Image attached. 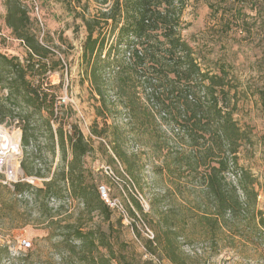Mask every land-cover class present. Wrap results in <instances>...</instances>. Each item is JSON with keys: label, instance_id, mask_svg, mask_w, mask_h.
<instances>
[{"label": "trees", "instance_id": "obj_1", "mask_svg": "<svg viewBox=\"0 0 264 264\" xmlns=\"http://www.w3.org/2000/svg\"><path fill=\"white\" fill-rule=\"evenodd\" d=\"M56 1L80 17L86 28L82 81L89 82L95 100L96 119L91 132L108 139L115 157L104 142L100 147L109 161L116 163L117 158L122 162L130 182L143 189L141 171L145 164L137 152L124 149L127 132L137 137L147 135L152 156L160 161L153 162V173L161 179L166 176L171 188L152 199L151 209L171 191L181 193L182 186L187 185L183 178H197L194 188L207 203L204 208L200 204L194 215L204 234L217 241L227 229L238 233L244 223L264 234L263 212H251L250 208V200L256 199L255 179L239 166L240 147L250 141V136L234 116L237 84L225 64H219L217 71L203 68L196 51L182 36L186 0H113L110 7L94 16L77 9L82 0ZM4 3L5 24L26 46V58L23 61L18 55H9L0 46V125L24 113L17 119L22 130L20 165L25 176H41L35 166L37 149L33 145L37 131L34 118L41 115L51 151L55 156L58 148L61 163L43 186L18 181L12 193L55 194L60 191L59 183L65 182L88 207L101 208L108 214L110 206L100 191L105 184H98L96 174L85 164V157L94 149L92 144L76 123L72 122L68 131L64 123H52L57 95L43 87L42 75L57 70L62 60L54 59L56 52L40 40L36 21L23 0ZM83 9L88 10L87 2ZM122 110L128 118L125 127L110 118L114 112L122 114ZM43 111L48 115L42 116ZM106 173L111 176L108 169ZM229 174L237 176V185L230 181ZM129 195L137 210L144 213L140 199L132 192ZM1 207L0 204V211ZM129 212L137 218L130 207ZM156 217L151 225L155 234L146 240L148 253L156 256L160 264L164 259L171 264H189L188 255L178 244L180 234L176 229L179 221L187 224L194 216L162 210ZM74 235L80 240L83 259L92 264H133L110 246H104L108 254L102 253L99 244L103 242L95 232L77 228ZM149 259L158 264L152 257Z\"/></svg>", "mask_w": 264, "mask_h": 264}, {"label": "rangeland", "instance_id": "obj_2", "mask_svg": "<svg viewBox=\"0 0 264 264\" xmlns=\"http://www.w3.org/2000/svg\"><path fill=\"white\" fill-rule=\"evenodd\" d=\"M23 2L36 21L40 40L56 52L54 59L62 60L57 70L42 75L43 87L57 95L56 116L52 123H64L67 131L72 128V122L76 123L92 144L94 149L85 157V164L96 174L98 184L109 188L106 193L110 212L91 209L82 198L72 194L65 182L59 183L60 191L55 194L16 195L12 193L13 187L3 183L0 176V264H92L83 259L80 240L74 235L77 228L95 232L105 244H99L102 253L108 254L104 246H110L115 252L125 254L133 264H155L149 257L160 264L156 256L148 253L146 240L150 238V230L155 234L151 225L162 210H178L182 211V216H194L190 223L179 221L176 229L180 234L178 244L188 255L189 264H264V234L248 224L244 223L238 233L227 229L217 241L204 234L194 215L200 204L204 208L207 203L194 188L197 178H183L187 185L182 186L181 193L171 191L151 209L152 199L163 193L170 183L166 182V176L161 179L153 173V162L160 161L152 156L147 135L137 137L127 132L124 142V149L129 153L137 152L145 164L141 171L143 189H140L130 182L125 165L117 158L116 163H111L100 147V142H104L115 157L107 144L108 139L91 132L96 110L89 82L82 81L81 54L87 32L81 18L56 0ZM86 2L87 11L83 9ZM112 2L82 0L77 9L94 16L110 7ZM5 14L6 5L0 0V46L9 55H18L25 61L26 46L6 26ZM182 18L181 34L196 51L202 67L217 71L219 64H225L237 84L238 107L234 116L250 136V141L240 147L239 166L247 169L255 179L256 199L250 200L251 212L264 214V0H186ZM49 63L52 64L51 58ZM121 113L114 112L110 118L125 127L128 118L124 110ZM42 114L48 115L46 111ZM21 116L24 113L0 126L9 134L18 129L22 133L17 123ZM34 119L37 120L33 142L37 149L35 166L42 175L35 176L37 180L32 184L41 187L59 169L60 152L57 148L53 155L41 115L36 114ZM98 120L101 122L100 118ZM20 148L23 155L21 140ZM228 176L233 185L238 184L237 176ZM129 192L140 199L144 213L134 206ZM239 194L246 200L241 189ZM110 196L115 199L111 200ZM129 207L137 213V218L131 216ZM22 240L29 241L30 245L22 246ZM164 264L171 263L164 259Z\"/></svg>", "mask_w": 264, "mask_h": 264}, {"label": "built area", "instance_id": "obj_3", "mask_svg": "<svg viewBox=\"0 0 264 264\" xmlns=\"http://www.w3.org/2000/svg\"><path fill=\"white\" fill-rule=\"evenodd\" d=\"M20 140L21 132L19 129L12 134H9L3 126H0V174L3 176V183H7L11 187H13L18 181L35 183L37 180V177L35 176H25L21 168L20 162L23 155L20 148ZM100 191L102 196L107 200L106 187L101 186ZM150 232L151 235H149V237L153 238V232L151 230ZM21 245L28 247L30 242L22 240ZM156 260L158 259L156 258Z\"/></svg>", "mask_w": 264, "mask_h": 264}]
</instances>
